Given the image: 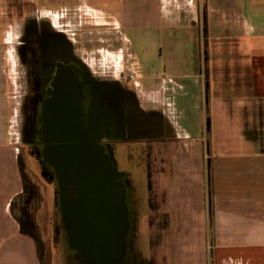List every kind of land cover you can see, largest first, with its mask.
I'll use <instances>...</instances> for the list:
<instances>
[{"label": "crops", "instance_id": "obj_1", "mask_svg": "<svg viewBox=\"0 0 264 264\" xmlns=\"http://www.w3.org/2000/svg\"><path fill=\"white\" fill-rule=\"evenodd\" d=\"M45 1L0 0V264H41L11 212L23 189L11 38ZM48 1L69 30L115 35L137 73L119 85L152 163L148 202L162 194L172 217L170 264H264V0Z\"/></svg>", "mask_w": 264, "mask_h": 264}, {"label": "flooded vegetation", "instance_id": "obj_2", "mask_svg": "<svg viewBox=\"0 0 264 264\" xmlns=\"http://www.w3.org/2000/svg\"><path fill=\"white\" fill-rule=\"evenodd\" d=\"M56 33L38 27L23 42L21 63L26 83L23 134L44 174L56 183L63 230L73 257L84 264H94L75 248L70 238L71 231L75 232L74 218L87 213V224L98 226L101 233L111 232L117 246L125 202L128 216L125 253L117 264H137L130 219L135 193L117 165V147L123 142L137 141L141 127L128 100H125L128 109L121 119L113 117L118 110L113 108L114 99L92 81L86 63L76 55L70 42ZM108 113L115 118L112 123L118 138L110 136L105 140L110 131L103 128L102 119H107ZM121 129L129 134L120 135ZM145 149L150 160L147 144Z\"/></svg>", "mask_w": 264, "mask_h": 264}, {"label": "rangeland", "instance_id": "obj_3", "mask_svg": "<svg viewBox=\"0 0 264 264\" xmlns=\"http://www.w3.org/2000/svg\"><path fill=\"white\" fill-rule=\"evenodd\" d=\"M45 7L38 15L43 17V21L38 22L35 18H29L27 23L13 24L11 45L13 48L12 56V100H13V123L14 140L18 142L19 153L18 163L21 174L22 192L18 194L12 204L11 212L16 219L23 217V209L30 213L37 225L38 238L35 242L37 257L41 264H84L73 257L65 231L62 224V213L60 211L58 195L56 193L55 181L49 179L43 172L42 164L39 163L32 152L29 143L23 134L22 128L25 120L26 108V83L25 72L22 68L21 54L23 52V42L28 35L36 33L38 27H47L49 31H57L56 35L63 37L70 42L72 49H75L76 55L83 59L89 68L92 81L104 89L108 97H112L113 108H118L114 113L116 118L126 113L128 105L125 101V94L120 88V81L130 82V86L136 80H129L128 76L137 73L131 70H122L116 54L118 50L114 46L116 42L112 34L105 33L103 29L92 28L84 24L82 28L77 26L78 30L68 29V15L64 6L57 7L55 3L46 0ZM55 6V7H54ZM60 14L61 20L54 23V15ZM67 16V17H66ZM107 34H110L107 35ZM108 36V37H107ZM113 40V43H110ZM112 44V46H108ZM114 46V48H113ZM113 54V61L109 60L106 65V55ZM90 66V67H89ZM146 101V96L143 97ZM107 119H102L103 128L109 130L104 139L118 138L117 129L110 118V113L106 115ZM104 129V130H105ZM121 131H123L121 129ZM120 131V132H121ZM122 135V132L120 133ZM120 137V136H119ZM127 139V138H126ZM125 139V140H126ZM129 141V139H128ZM117 147V163L119 169L123 171L126 178L130 180L135 193V200L131 202L130 219L133 223L134 237L132 242L138 255L137 264H170L169 241L170 232L165 231L171 224V215L163 214L165 208V199L162 194L157 196L156 201L149 204V174L151 172V160H148L146 153V144L138 141L123 142ZM116 148V145L114 146ZM150 161V162H149ZM160 208V209H159ZM156 209V210H155ZM159 209V210H158ZM155 211H158L156 213ZM19 223V222H18ZM58 228L61 229L58 232ZM221 253H218L220 257Z\"/></svg>", "mask_w": 264, "mask_h": 264}, {"label": "water", "instance_id": "obj_4", "mask_svg": "<svg viewBox=\"0 0 264 264\" xmlns=\"http://www.w3.org/2000/svg\"><path fill=\"white\" fill-rule=\"evenodd\" d=\"M94 174V173H92ZM124 194V188L121 190ZM124 195H122V200ZM83 208H85L83 206ZM124 212L122 213L123 228L119 232L117 246L111 237V232L104 230L100 232L98 226L87 224V213H82L74 218L75 232L69 230L70 238L79 251L88 256L94 264H117L125 253V236L128 228V216L126 204L123 202ZM109 222V220L107 219Z\"/></svg>", "mask_w": 264, "mask_h": 264}, {"label": "trees", "instance_id": "obj_5", "mask_svg": "<svg viewBox=\"0 0 264 264\" xmlns=\"http://www.w3.org/2000/svg\"><path fill=\"white\" fill-rule=\"evenodd\" d=\"M22 212H23V217L21 219H17L20 225V231L22 234L32 237L35 240V242H37L39 240V239L37 240L38 229L34 218L30 213L27 212L26 209H23Z\"/></svg>", "mask_w": 264, "mask_h": 264}, {"label": "built area", "instance_id": "obj_6", "mask_svg": "<svg viewBox=\"0 0 264 264\" xmlns=\"http://www.w3.org/2000/svg\"><path fill=\"white\" fill-rule=\"evenodd\" d=\"M135 77H136V76H135L134 74H130V75L128 76L129 80H131V81L135 80V79H136Z\"/></svg>", "mask_w": 264, "mask_h": 264}]
</instances>
